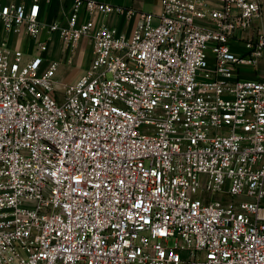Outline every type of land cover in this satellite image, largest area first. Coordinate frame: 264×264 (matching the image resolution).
<instances>
[{"label":"built area","instance_id":"built-area-1","mask_svg":"<svg viewBox=\"0 0 264 264\" xmlns=\"http://www.w3.org/2000/svg\"><path fill=\"white\" fill-rule=\"evenodd\" d=\"M81 6L138 18L126 34ZM40 14L0 0V264H264V78L238 77L264 58V32L242 36L263 2ZM42 31L90 43L62 96Z\"/></svg>","mask_w":264,"mask_h":264},{"label":"crops","instance_id":"crops-1","mask_svg":"<svg viewBox=\"0 0 264 264\" xmlns=\"http://www.w3.org/2000/svg\"><path fill=\"white\" fill-rule=\"evenodd\" d=\"M6 1V0H2ZM113 6H122L124 8H132L137 12L140 11H157L159 9L160 0H97ZM263 2V14L260 18L253 21L250 28L242 32L243 37H249L257 30L264 32V0ZM73 4V0H41V18L45 23H52L55 21H63L65 15L70 10ZM219 6V3L213 4ZM92 17L95 25L107 24L115 26L119 31L129 34L137 21V14H133L127 17L124 14H118L116 12H94L92 15L84 7H80L78 14V21L83 22L88 18ZM4 35V31L0 25V39ZM42 36H47L46 31H42ZM49 36V37H48ZM48 51L47 55L50 57V51L55 56L56 45L59 44L60 40L56 33L48 34ZM19 42L18 38L15 43L23 49H27L28 40L24 36L20 35ZM59 41V42H58ZM53 42V44H51ZM86 46H89L87 49ZM63 47V46H62ZM61 47V53H66L65 47ZM231 47L234 50H242L243 42L238 39L231 40ZM74 50L75 59L68 65L66 74L67 83L75 81L78 76L88 67L90 63L89 54L91 56L90 43L86 37H82L76 44ZM91 58V57H90ZM238 77L240 78H264V58H261L256 66H240L238 67Z\"/></svg>","mask_w":264,"mask_h":264},{"label":"rangeland","instance_id":"rangeland-1","mask_svg":"<svg viewBox=\"0 0 264 264\" xmlns=\"http://www.w3.org/2000/svg\"><path fill=\"white\" fill-rule=\"evenodd\" d=\"M59 40H60V42L58 41L59 44H57L55 46L56 47L55 56L50 51L49 52L50 53L49 58H55L59 62V65H58V68L56 71V76H55V86H56L58 94L60 96H62L64 89H65V84H67V80L65 77L67 74L68 65L70 63H72V61L75 59V56H74L75 54H74V50L71 51V49H69V47L63 42V40H61L60 38H59ZM18 42H19V37H18ZM51 44H53V42ZM62 46L65 47L66 53H61L60 50H61ZM27 48H28L27 52H30L31 51V45L28 46ZM86 48L88 49L89 46H86ZM45 56L48 57L47 53L45 54ZM90 57L91 56L89 54V59H90ZM168 244L173 245V239L172 238L169 239Z\"/></svg>","mask_w":264,"mask_h":264}]
</instances>
